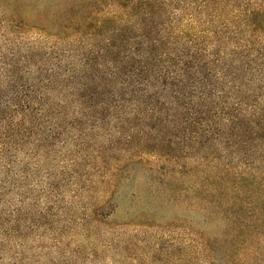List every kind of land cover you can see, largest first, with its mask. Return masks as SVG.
I'll list each match as a JSON object with an SVG mask.
<instances>
[{
  "label": "trees",
  "instance_id": "1",
  "mask_svg": "<svg viewBox=\"0 0 264 264\" xmlns=\"http://www.w3.org/2000/svg\"><path fill=\"white\" fill-rule=\"evenodd\" d=\"M38 16L0 25V264L94 258L67 233L116 207L61 198H112L135 170L186 209L143 225L157 263L264 264V0H49Z\"/></svg>",
  "mask_w": 264,
  "mask_h": 264
},
{
  "label": "rangeland",
  "instance_id": "2",
  "mask_svg": "<svg viewBox=\"0 0 264 264\" xmlns=\"http://www.w3.org/2000/svg\"><path fill=\"white\" fill-rule=\"evenodd\" d=\"M48 1L0 0V25L1 20L14 19L16 22L25 23L29 28L40 29L43 26V20L38 14L44 10ZM47 32L52 31L48 29ZM36 39H41L37 30L29 32L24 37L25 42ZM131 174L136 176L135 180L129 182L126 181V176L123 177L120 184L116 186L112 198H102L101 194L72 198L73 194L69 192H65L66 198H61L76 208L105 200H110V204L116 207L112 215L106 217L107 219L97 224H93L94 222L90 224L93 228L91 233L80 226H75L70 233H67L72 235V240L69 241L72 243V248L92 250L95 255L94 258L83 257L79 264H159L152 256L153 248H155L153 238L157 235L158 228L143 225L146 222L160 225L163 218L180 219L186 213V209L176 203L179 197L162 194L159 191L161 187L157 188L155 183L150 182L145 171L135 170ZM156 194L157 197H154ZM144 203L158 207L159 220L147 221L138 214L137 209ZM86 214L94 217L92 211H87ZM192 219L197 221L195 215ZM69 242L65 241V244Z\"/></svg>",
  "mask_w": 264,
  "mask_h": 264
}]
</instances>
